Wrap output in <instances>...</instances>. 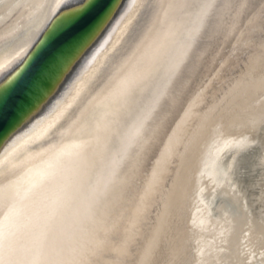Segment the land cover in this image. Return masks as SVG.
I'll return each mask as SVG.
<instances>
[{
	"label": "bare ground",
	"instance_id": "obj_1",
	"mask_svg": "<svg viewBox=\"0 0 264 264\" xmlns=\"http://www.w3.org/2000/svg\"><path fill=\"white\" fill-rule=\"evenodd\" d=\"M81 1L0 0V85ZM0 264H264V0H122L0 146Z\"/></svg>",
	"mask_w": 264,
	"mask_h": 264
},
{
	"label": "water",
	"instance_id": "obj_2",
	"mask_svg": "<svg viewBox=\"0 0 264 264\" xmlns=\"http://www.w3.org/2000/svg\"><path fill=\"white\" fill-rule=\"evenodd\" d=\"M121 1L83 0L70 10L60 9L53 15L17 70L0 85V146L54 95L60 80ZM68 17L79 23L59 28ZM85 38L87 42L68 57L70 49Z\"/></svg>",
	"mask_w": 264,
	"mask_h": 264
},
{
	"label": "snow or ice",
	"instance_id": "obj_3",
	"mask_svg": "<svg viewBox=\"0 0 264 264\" xmlns=\"http://www.w3.org/2000/svg\"><path fill=\"white\" fill-rule=\"evenodd\" d=\"M76 23H79V20H74L71 17L65 18L59 28H64L65 25L68 26H75ZM67 30V29H65ZM62 34V33H61ZM87 42V38L82 40L78 45L74 46L72 49H70L69 53L67 54L68 57H71L74 54V51L77 50L79 47H82Z\"/></svg>",
	"mask_w": 264,
	"mask_h": 264
},
{
	"label": "clouds",
	"instance_id": "obj_4",
	"mask_svg": "<svg viewBox=\"0 0 264 264\" xmlns=\"http://www.w3.org/2000/svg\"><path fill=\"white\" fill-rule=\"evenodd\" d=\"M33 135H34V133H33Z\"/></svg>",
	"mask_w": 264,
	"mask_h": 264
}]
</instances>
